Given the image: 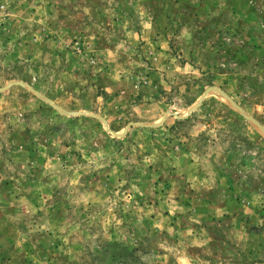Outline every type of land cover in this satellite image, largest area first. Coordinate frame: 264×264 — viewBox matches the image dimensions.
Instances as JSON below:
<instances>
[{"label": "rangeland", "instance_id": "rangeland-1", "mask_svg": "<svg viewBox=\"0 0 264 264\" xmlns=\"http://www.w3.org/2000/svg\"><path fill=\"white\" fill-rule=\"evenodd\" d=\"M0 264H264V0H0Z\"/></svg>", "mask_w": 264, "mask_h": 264}]
</instances>
